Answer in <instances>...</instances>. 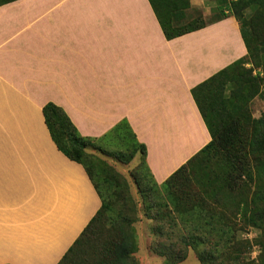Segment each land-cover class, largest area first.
I'll use <instances>...</instances> for the list:
<instances>
[{
  "label": "crops",
  "instance_id": "1",
  "mask_svg": "<svg viewBox=\"0 0 264 264\" xmlns=\"http://www.w3.org/2000/svg\"><path fill=\"white\" fill-rule=\"evenodd\" d=\"M190 1L210 14L209 0ZM247 54L233 16L168 41L148 0L0 6V264H58L101 208L53 142L45 105L83 137L126 120L163 184L211 141L192 89Z\"/></svg>",
  "mask_w": 264,
  "mask_h": 264
},
{
  "label": "trees",
  "instance_id": "2",
  "mask_svg": "<svg viewBox=\"0 0 264 264\" xmlns=\"http://www.w3.org/2000/svg\"><path fill=\"white\" fill-rule=\"evenodd\" d=\"M15 1L18 0H0V6ZM148 1L168 41L201 30L229 16L235 17L239 22L248 52L246 57L192 89V96L210 132L211 141L173 173L162 186L165 189L172 188L169 199L176 203L173 206L178 215L191 211L197 215L200 212L202 220L210 223V215L206 210L217 209L220 231L225 235L233 232V228L226 230L227 220L236 216L231 205L241 208L244 224L257 226L259 221L264 220V113L260 118L254 119L248 103L264 86V57L260 60V54L264 53V0H215L220 15L210 22H205L198 11L187 13L191 9L190 0ZM246 64H255L257 68L261 66L262 72L253 77L252 70L244 69ZM228 86L231 87L230 96L226 95ZM43 115L58 150L69 160L83 166L101 200V208L97 214L58 264H139L133 257L138 251L133 227L137 221L136 212L130 210L134 201L128 192L126 181L106 161L89 154L88 149H99L104 155L123 163L139 158L140 164L133 173L135 181L142 187L146 198L156 195V206L149 210L156 211L158 207V212L170 220L173 217L171 205L157 191L151 189L148 183L145 185V180L149 177L154 186L158 187L146 163V146L138 141L126 120L118 123L104 136L95 139L83 137L66 113L53 103L44 106ZM105 146L111 147V150L104 148L102 151ZM213 158L224 159L236 175H233L232 170L216 172L212 167L204 170L203 165L207 167L209 160ZM252 163H255V174L250 172ZM195 175L198 178L193 186L191 179ZM246 178L254 182L252 189L243 183ZM113 181L115 183L112 184ZM114 185L119 190L117 197L122 199L123 206L120 211L114 209L116 201L107 196ZM235 195H238L239 201H235ZM182 207L187 211L182 210ZM101 229H107L114 234L105 243L102 255H97L89 263L80 262L78 256L90 255L91 252L87 249L91 242L89 240H98L99 235L96 232ZM159 233L162 234V231Z\"/></svg>",
  "mask_w": 264,
  "mask_h": 264
},
{
  "label": "rangeland",
  "instance_id": "3",
  "mask_svg": "<svg viewBox=\"0 0 264 264\" xmlns=\"http://www.w3.org/2000/svg\"><path fill=\"white\" fill-rule=\"evenodd\" d=\"M207 6L209 7L210 14H206L207 11L204 9H195L192 6L187 13L192 14L194 10H197L202 14L205 22H210L216 16L220 15V11L218 3L215 0H209ZM226 13L228 14L229 11H226ZM260 57V60H262L264 53L260 54ZM244 69L252 70L253 77H257V75L262 72V67L260 66L257 68L255 64H246L244 65ZM260 76H262V74H260ZM230 88L231 87L228 86L226 90L227 96H230ZM248 106L254 119H258L263 115L264 86L261 87L260 93L249 101ZM104 148L111 150V147L105 146L102 151L105 150ZM88 153L106 161L108 165L119 174L120 178L126 181L129 188L128 192L134 201L130 210L136 212L135 216L137 221L134 223L133 227L136 232L138 251L133 257L139 264H264V220L259 221L257 226L249 225L259 230L258 236L251 240L239 239L238 237L240 234L247 232L248 226L243 223L241 208H239L238 205H236V207L231 205V210L236 213V216L232 218V220H227L228 225L226 230L228 228H233V232L229 235H225L220 231L221 224L218 219L219 215L217 214V209L213 208L214 210H206L210 215V223H206L202 220V213L200 212L197 215H194L193 211L178 215L173 206L176 203L170 202L169 199V192L172 188L165 189L162 184L158 183V187H155L153 181L147 177L145 185L148 183V186L157 191L161 197L171 205L170 208L173 209V211H171L173 217H171L170 220L165 219L166 217L158 212L160 208L157 207L156 211L149 210V208L153 210L154 206H156V195L146 198V194L143 192L142 187H139L135 181L136 177L133 176V173L138 169L140 164L139 158L134 159L130 163H123L114 160L109 155H104L99 149L90 148L88 149ZM209 162L207 167L203 165L202 168L204 170H209L211 167L212 170L216 172H228L232 170L231 172L233 175H236L233 171L234 169L229 166L224 159L213 158L210 159ZM251 171L255 174V163L250 165V172ZM197 178L198 176L195 175L191 179L193 186ZM113 183L115 182L113 181L112 184ZM140 183H143V181ZM243 183L247 184L251 189L254 186V182L252 183V181L247 178L245 180L243 179ZM194 189H196V187H194ZM172 191H174V188ZM117 192H119V190L116 185H114L107 196L116 201L114 209L120 211L123 204L121 202L122 199L117 197ZM235 196V201H239V199H237L238 195ZM177 205L180 204L177 203ZM184 207L186 206L184 205ZM184 207L181 209H184L186 212L187 210ZM188 208L189 207H187V209ZM204 218L206 219V216ZM213 229H217L216 232H213ZM159 231H162V234H160ZM96 234L97 236L99 235V239L90 238L89 241L91 242L87 245V249L91 252L90 255L78 256L80 262L86 261L89 263L93 261L97 255H102V249L106 246V242L110 241L114 235L113 232H109L107 229L98 230ZM8 242H18L21 244L22 242L30 243V241H23L21 239ZM35 242L37 241H33V243ZM0 243L2 244L3 241H0ZM253 246H258L260 249V254L254 258L250 255L253 251ZM8 255L10 254L0 253V259H5ZM22 261H24L23 258L18 259V262Z\"/></svg>",
  "mask_w": 264,
  "mask_h": 264
},
{
  "label": "clouds",
  "instance_id": "4",
  "mask_svg": "<svg viewBox=\"0 0 264 264\" xmlns=\"http://www.w3.org/2000/svg\"><path fill=\"white\" fill-rule=\"evenodd\" d=\"M258 235H259L258 229L248 226L247 232L240 234L238 238L251 240ZM259 254H260V249L258 248V246H253V251L250 253V255L254 258L255 256H258Z\"/></svg>",
  "mask_w": 264,
  "mask_h": 264
}]
</instances>
